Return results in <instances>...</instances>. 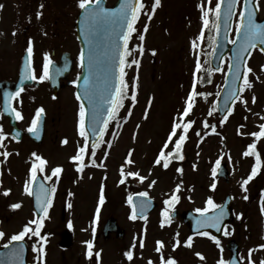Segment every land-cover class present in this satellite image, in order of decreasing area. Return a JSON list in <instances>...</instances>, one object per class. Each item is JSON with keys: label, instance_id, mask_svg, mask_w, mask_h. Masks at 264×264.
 Masks as SVG:
<instances>
[{"label": "rangeland", "instance_id": "rangeland-1", "mask_svg": "<svg viewBox=\"0 0 264 264\" xmlns=\"http://www.w3.org/2000/svg\"><path fill=\"white\" fill-rule=\"evenodd\" d=\"M109 1L112 3L113 0ZM142 2L145 8L141 10L139 19L134 25L136 32L132 36L130 47L132 55L128 57V61L139 60V65L133 64L124 69L126 72L124 79L128 86L127 94L123 97V106L118 110L116 120L112 122L104 138V148L100 154L103 158L105 154L107 157L100 161L101 155H98L96 164L98 167L95 166L93 170H87L85 174L74 179L63 178L61 180L52 212L45 217L43 222L44 232L49 235L46 239L45 253L47 264H81L82 259L85 264H92L93 262L86 260L83 255V245L91 240L99 243L95 245L93 251L96 254L100 253V248L104 247L107 241L118 242L123 246L130 243L129 246H132L133 243L138 242V239L142 240L146 237L151 238V243L155 238L162 240L163 243H171L174 238L184 239L188 236L189 229L183 224L181 214L187 210L207 209L206 202L210 196L214 197L215 203L216 201L223 202L228 194L233 196L235 219L229 224L226 231L229 234H225V238L221 241L222 245L235 239L246 248L252 239L261 238L264 218L257 209L259 205L256 199L264 189V164L258 176L253 177L245 186L247 191L241 187V182L249 176L254 165V156L252 158L244 155L248 145L255 143L261 156L264 149V137L256 138L251 135L253 132L260 131L259 126L264 124V68H262L264 55L259 51H253L249 58L247 67L253 69V72L248 74L252 87L245 88L241 92L242 100L236 102L233 113L223 123L217 124L220 133L214 138L207 136L199 147H196L198 137L193 134L189 135L186 139L189 141H186L188 144H186L185 151H190L191 157L185 158L188 162L184 166L182 163L184 169H181L182 171L174 169V156L167 157L170 168L165 169L155 161L161 151V145H164V137L169 136L174 122L187 123L197 113L199 116L196 115L197 118L194 119L196 129L201 130V134L206 131L207 119L210 123L214 122L215 117L213 118L212 113L211 115L209 113L216 107L219 91L229 68L230 55L224 60L219 72H212V76L207 81L209 84H202L199 92L204 95H199L198 106L193 105V111L191 110L187 116L181 118L180 113L186 107L189 94L193 91L198 92L196 91L197 79L210 76L207 69L196 68L197 62L201 66L205 63V58L209 56V50H212L213 45V39L212 45L207 41L210 29L204 27L202 10L198 5H203L204 9L208 7L214 9L215 3L220 0H161V5L156 8L151 20L148 19V14L151 13L154 0H142ZM242 2L243 0H240L236 11L230 44L240 25L239 13ZM257 2L260 16L264 17V0H257ZM12 12L17 14L15 8ZM209 16L213 14L210 13ZM145 24L148 25L146 32L144 31ZM201 30L204 32L202 40L198 39ZM138 33L145 36L143 42L139 40ZM193 40L196 41L195 48ZM140 43L143 44L144 49L142 54L136 48V45ZM15 48L13 41L12 49L8 54L14 55ZM153 50H155L154 53ZM134 78H138L135 81V87H133ZM133 91L136 94V101L131 99ZM68 92L71 90H66L64 96ZM253 96L256 98L255 102H253ZM150 99L151 104L149 105ZM71 100L72 110L74 111V107L77 110L76 113L74 112L76 119V114L79 115V105L76 98ZM243 101H246V104ZM71 130L72 137L80 136L76 122ZM111 138L113 139L111 148L106 151ZM176 139L177 136L168 142V151H173ZM192 146L195 147V151ZM53 158L59 159L54 156ZM191 158L193 160H189ZM129 159L132 163L127 162ZM217 160L220 163H227L229 182L227 183L224 177H218L217 187L211 191L214 189L211 185L216 184V176L211 175L212 164ZM121 169H123V174ZM128 172H137L139 175L128 176ZM124 176L130 178V183H120ZM141 176L144 177L143 180L140 179ZM26 179L13 182L4 181V185L0 188V201L4 198L5 202L0 203V216L3 217L6 241L14 233L22 231L25 225L31 228L33 226L30 223L35 219L31 199L29 195L27 200L23 186V183H27ZM103 185L107 189L108 201L100 209V193ZM177 185H179L178 191ZM10 188L14 192L9 191L8 195H5V190ZM133 191L147 192L158 202V207L144 221L147 223L145 230L143 222L131 218L133 214L126 195ZM176 191L179 193L176 194ZM173 195L179 197L173 202L178 216L168 228L163 229L157 221L158 218L162 219V210L166 206L165 201L172 202ZM245 196L248 199H244ZM16 203H21V206L16 209L11 208V205ZM63 203L67 207V219L72 223L73 246L68 251L61 250L57 246L58 233L63 226L60 224ZM98 208L99 212H97ZM93 211L96 212V219L99 221L97 228H94L92 223ZM110 217L116 218L120 226L126 230L123 240L114 238V235L107 241L103 239V226ZM26 239L29 241L28 237ZM192 243L195 244L188 249L179 247L176 253H173L167 248L165 252L178 257V264H190L192 261H198L197 258L204 260L203 264H214V254L212 250H209L207 241L195 237ZM210 244L213 246L212 243ZM167 245L170 247L171 244ZM103 252L105 264H129L119 257L120 249L114 244H107ZM141 252L142 249L137 246V253L142 255ZM196 253H201L203 258L198 257Z\"/></svg>", "mask_w": 264, "mask_h": 264}, {"label": "flooded vegetation", "instance_id": "flooded-vegetation-1", "mask_svg": "<svg viewBox=\"0 0 264 264\" xmlns=\"http://www.w3.org/2000/svg\"><path fill=\"white\" fill-rule=\"evenodd\" d=\"M107 1L110 4V1ZM0 5H2L0 7V125L3 126V131L7 134L6 138L0 142L3 145V147H0V153L4 151L10 153L6 158L0 154V188L4 185V181L10 180L13 182L27 178L31 194L25 192V196L28 200V196L30 195L33 215L35 220H39L37 218L38 214L34 209V195L39 194L43 196L41 194V185L44 187L45 185H49L51 187L53 185L51 182L58 179L52 175L53 168L57 166L62 167L63 170L59 174V177L62 179H74L93 168V156L90 147L83 154L82 164L81 161H72L70 159L77 154L78 149L84 144L82 141L83 137L81 138L78 135V137L76 135L72 137L71 127L75 122L76 127L78 126L79 115L76 114V119L74 118L77 110L74 107L73 111L70 104L72 98L77 99L75 93L76 83L73 84L72 81H77L82 72L80 58L82 45L77 37L81 8L79 7V0H0ZM41 5H43L42 8ZM13 8H15L17 14L12 12ZM38 12L41 13L39 17H37ZM29 40L33 43L32 66L36 76L38 77L42 74L44 53H49L52 60V64L49 66L50 78L44 81H40L39 79L33 80L32 83L23 86V91H20L19 96L13 95L9 99L7 94H14V83L18 82L22 67L27 59L26 49ZM13 41L16 48L14 55H9L8 52L12 49ZM51 71H53L52 74ZM56 80L59 86L58 92H55L51 87V82ZM66 90H71V92H68L64 96ZM77 103L80 107L78 99ZM8 105L16 109V111L21 112L23 119L17 120L14 112L10 109L6 110ZM41 106L45 112L38 129L39 136L37 138L36 135L28 132L27 129L31 125L36 109ZM65 138L67 139L66 144L62 143ZM99 146L96 147L97 150L95 149V155H99L102 151ZM33 152L47 161L43 171L37 170V178L35 180L31 179L30 169L33 163L38 164L39 161L35 157H32L31 154ZM53 156L59 159L55 160ZM77 165H81L83 170L78 171ZM46 176H52V179L47 180L45 179ZM25 185L23 183L24 188ZM9 190L13 191L12 188ZM262 197L259 193L256 202L262 201ZM0 203H5L4 198H1ZM19 204L21 205V203ZM258 205L259 208L257 209H259V212L264 213L261 210V205ZM66 213L67 207L63 203L60 215V224L63 226L61 227L62 230L58 233L57 242V246L61 250L63 249L60 242L64 231L71 228L69 224L72 226V223L67 219ZM2 220L3 217L0 216L1 224L3 223ZM43 228L42 224L40 236L44 237ZM0 230L4 233L0 239V247H4L9 241H6V232L1 225ZM112 235L115 236L114 238L120 240L125 238L117 237L113 233L107 237L103 234V239L107 241ZM40 236L31 237L29 241L26 240L29 248L28 260L30 264L44 263V253L41 254L37 251L40 245H43L44 248V242L40 239ZM150 239L148 237L142 240L138 239V242L133 243L132 246H129L130 243L127 246H123L118 242L107 241L104 247L107 244L116 245L120 249L119 257H122L124 262L129 264H161L162 256L164 260L173 258L176 264H178V257L174 254L166 253V249L168 248L170 252L176 253L179 247L190 248L185 243L188 237H184V239L174 238L171 243L164 242L163 247L158 252L156 250L158 240L155 238L151 243ZM222 240H219V243H217L218 239L213 240L211 238V242L207 243L209 250L213 251L214 264H218L221 259L228 262L234 252L241 264H261V261H264V248H260V245H264V221L261 238L252 239V242L246 248L240 242L231 243L230 246L229 242L235 239H231L227 244L223 243V245L221 244ZM177 241H179V244H177ZM91 242L93 253L95 245L99 243L93 240ZM167 244H171L170 247ZM194 244L191 243V245ZM173 245L177 246L174 248ZM83 246V255L86 260L93 262L92 264H105L103 257L104 247L100 248L99 257H96L94 253L89 257L87 255V244ZM137 246L142 249V255L137 253ZM128 251L133 253L132 260H129L125 255ZM197 259L198 261H192L190 264H203L204 260ZM81 264H85L83 259Z\"/></svg>", "mask_w": 264, "mask_h": 264}, {"label": "snow or ice", "instance_id": "snow-or-ice-1", "mask_svg": "<svg viewBox=\"0 0 264 264\" xmlns=\"http://www.w3.org/2000/svg\"><path fill=\"white\" fill-rule=\"evenodd\" d=\"M93 0H79V7L81 9L85 10V19L90 20V19H97L100 18L101 16H103V18L105 19H110L111 23L115 26L121 27V31L119 33H117L118 39L123 41V49L121 50L119 45H116L114 51H115V59L117 61V66L119 67V77H118V82L114 85V93L111 94V107L108 110V116L106 119L102 120V124L103 126H100L101 124V117H102V113L99 112V107L94 105V112H93V124H92V133L96 135L97 139H101L103 137L104 132L107 129V126L109 124V121L112 119H115L116 117V112L117 109L119 107L123 106V97L124 95H126V90H127V83L124 79L126 72L124 71L125 67H131V65L135 64V65H139V60L137 59H132L130 62L126 59L127 57H129L130 55H132V50L129 49L128 47V41L131 38V34L133 32H136V28L134 27L136 21L139 19L141 10H143L145 8L144 3L142 2V0H122V3L120 5V7L118 9H101L99 8V0H95V3L97 4V8H91L89 7V4L92 3ZM222 2L223 0H221V2H216L215 3V7L214 9L212 7H208L207 9H204L203 5H198L199 7H201L202 10V16H203V23H204V27H208L209 25V14L210 13H215V17L216 20L219 21L220 17H221V8H222ZM253 0H244L245 3V8L243 11H241L239 13L241 18H244L246 16L247 18V22L243 23L242 21V26H238L237 31L238 32H243V40L241 42L240 47L236 50V61L237 63L233 64L231 67L235 69L234 73H233V79H240L241 78V72H240V66H239V61L241 60V58L243 57V55L245 53H248L249 55H251L249 49L250 48H254L256 47V42L260 41L261 44H264V24H259L256 23L255 20L253 19L254 14H255V10L253 8H249L248 5L249 3H252ZM237 0H227V9L225 12V15L227 18H230L232 15V9L236 6ZM161 5V0H154V2L151 5V13L148 14V19L151 20L152 18V14L155 13V10L158 6ZM0 7H2V5H0ZM43 7V5H41V8ZM255 8H259V3L256 2L255 3ZM41 15V13H37V17H39ZM225 25H227V20L225 21ZM214 27H216L217 29L219 28V24L216 23L213 25ZM148 29V25L145 24L144 25V31L146 32ZM138 38L141 42L144 41L145 36L143 34L138 33ZM204 36V32L203 30H201L200 36L198 37V39H203ZM193 47H196V41L193 40ZM235 43V42H234ZM136 48L139 49L140 53H143V44L140 43L138 45H136ZM260 51L264 52V47L260 48ZM27 52V59L25 61V73H24V79H39L40 81H44L46 79H49V66L52 64V60L50 58L49 53H44V63H43V68H42V74L39 75L38 77L35 74V70L32 66V57H33V43L31 40L28 41V46L26 49ZM155 52V50H153V53ZM80 58H81V63H83L84 61V52L83 50L80 53ZM94 63V58L93 55L90 53L89 54V65L91 67V65ZM201 67L200 63L197 62L196 64V68L199 69ZM262 68H264V66H262ZM253 69L251 67H247V65L245 64V70L242 74V78H243V84L240 86L239 91H244L245 88H251L252 84L251 81L249 80V73H252ZM138 78H134V84L133 87H135V81ZM257 79H259V77H257ZM73 84L77 83V81H72ZM85 85H89V79L88 77H85ZM20 91H23V89H19L16 93H8V97L9 99H11V97L13 95L15 96H19ZM86 92L90 91L89 87H86L85 89ZM197 93H195V91L191 92L187 98L186 101V107H184L183 111L180 113V117H185L189 114V112L192 110L193 107V103L195 100V95ZM199 95H204L203 93H199ZM76 97L78 100H80V93L76 94ZM131 99L132 101H136V94L135 91L132 92L131 94ZM228 99H233L235 100H242V97L239 96L236 92L235 89H230L229 90V96ZM255 96H253V102H255ZM89 100L92 101L93 97L90 94L89 95ZM246 104V101H243ZM151 104V99L149 100V105ZM11 110L12 112L15 113V117L17 120L23 119V116L21 114V112L16 111V109L11 108L10 105L7 106L6 110ZM130 111V110H129ZM231 111V110H229ZM45 110L44 108L41 106L39 108L36 109L35 111V116L33 117L32 121H31V125L29 126V128L27 129L28 132L33 133L34 135L39 136V132L38 129L40 127V123L42 121L43 118V114H44ZM209 115H211V112L209 113ZM86 116H87V109L85 108L84 103L81 101L80 103V107H79V121H78V130H79V134L80 136L84 137V144L82 147H80L77 151V154L72 156L70 159L72 161H83V154L85 153L86 149L88 148V129L86 127ZM147 116V110L145 111V118ZM225 120H227V116L224 117L223 120H221V123H223ZM193 121L188 120L187 123H182V122H174L172 125V129L171 132L169 133V137H168V142H171L173 140V137L178 136V139H176L174 141L175 143V148L173 150V152H175L177 154V158L178 159H183L184 157L182 155H179L180 150L182 148V145L184 143V141L187 139V132L189 130V128L191 127ZM207 123H205V127H207ZM260 131L257 132H253L251 133L252 136L256 137V138H260V137H264V124H261L260 126ZM178 130H180L178 132ZM213 131H215V127L213 126ZM6 133L3 131V126L0 125V142H2L5 138H6ZM18 135V133H17ZM168 142L165 143L164 148L168 147ZM62 143H67V139L65 138ZM98 146L97 142H93L91 144V149H92V156H95V149ZM0 147H3L2 143H0ZM173 152H169L167 153V156H172ZM2 154L5 158L7 156L10 155V153H8L7 151H4ZM254 154L256 157V163L253 165L252 167V171L249 174V176L246 179H243L241 182V187L247 191V188L245 187L248 182L250 180H252V178L257 174V171L261 165V157L260 154L258 152H256V144L252 143L248 145V150L244 153V155H252ZM32 157H35L37 161H39V163H33L32 167L30 169V173H31V179L35 180L36 174H37V170L39 171H43L44 170V166L47 163V161L45 159H43L42 157L38 156L37 153L33 152ZM163 160L164 164L163 166L165 168L168 167V160L166 158V154L164 152L163 149H161L159 156L156 159V163L159 164L161 163V161ZM93 163H95V160L92 161ZM128 163H132L131 159H129L127 161ZM217 166H219L220 161L217 160L216 161ZM62 167L61 166H57L55 168L52 169V175L56 176L57 178H59V174L62 172ZM77 170L78 171H82L83 168L81 165H77ZM122 174H123V169H121ZM178 171H182L181 169H178ZM212 174L213 176L216 175V168L212 169ZM128 176H138L139 173L137 172H128L127 173ZM45 179L47 180H51L52 176H46ZM141 180L144 179V177H140ZM123 182V181H121ZM212 188H215L216 185L215 183H213L211 185ZM55 187L51 188V192L55 193ZM179 190V185H177V191ZM10 190H5L4 194L8 195ZM25 192H28L29 194H31V190L28 186V184L26 183L25 185ZM41 193L43 194V196L41 195H37L36 200H37V205L39 206V208L41 209V211L44 213V216L46 217L48 214V209L49 207H51L52 204V199L49 196V192L48 189H46L43 185H41ZM140 195H147V193H141ZM104 195L103 192H101L100 195V203L102 204L104 202ZM179 197L173 195L172 197V202L178 200ZM244 199H248L247 196L244 197ZM128 203L132 204V197L129 196L128 197ZM170 201L166 200L165 204H169L170 205ZM208 206L210 207H219L218 205H215L212 198L209 197L207 202ZM21 205L19 203L16 204H12L11 208L16 209L19 208ZM71 205H69L70 207ZM143 207V204H142ZM261 210L264 211V197H262V205H261ZM197 212H201L204 213L207 211V209H196ZM97 212H99V208L97 209ZM224 211L221 208V211L219 212L218 215L214 216V217H208V216H202V218H200L197 223L200 224L201 226L203 225H207V224H211L212 227L214 228H218L220 220L222 219L223 215H224ZM162 215L165 217L164 220L161 221V224L163 226L164 223H170V219H168V214H167V209L164 210V212L162 213ZM133 219H135V211L133 213L132 216ZM32 225H36V228L33 229L31 227H29V225H25L23 230L20 231L18 234H15L11 237V240L9 241V243H11L12 241H20L23 240L25 235L27 233L32 232L34 235L36 236H40V227H42L43 224V217H41L39 220H32L30 222ZM69 226L71 227V224H69ZM226 235L229 233H225ZM4 233L2 231H0V236H3ZM200 235L203 236H207L209 235V233L207 232H202L200 233ZM40 239L43 240L45 243L47 242L45 237L40 236ZM213 240H216V237H212ZM87 244L88 247V251H87V255L89 257H91L93 255L92 253V242L91 241H86L85 242ZM188 246H191L192 243V237L189 236L187 241L185 242ZM217 243H219V241H217ZM177 244H179V241H177ZM157 251L159 252L161 250V248L163 247V242L162 241H157ZM141 246H143V244H141ZM177 245H173V247L175 248ZM22 247V246H21ZM260 248H264V245H260ZM37 251L41 254L44 253V248L43 245H40L39 248H37ZM251 253V250H250ZM16 255H18V253H14ZM125 255L127 256V258L129 260L133 259V253L131 251H128L125 253ZM196 255L198 257H202L201 253H196ZM96 257H99V253H96ZM161 264H176V261L173 258H169L167 260H164L163 256L161 257ZM218 264H227L226 261H224L223 259H221ZM261 264H264V261H261Z\"/></svg>", "mask_w": 264, "mask_h": 264}, {"label": "water", "instance_id": "water-1", "mask_svg": "<svg viewBox=\"0 0 264 264\" xmlns=\"http://www.w3.org/2000/svg\"><path fill=\"white\" fill-rule=\"evenodd\" d=\"M238 2H239V0H237L236 6L232 9V15L230 18H227L225 15V12L227 9V0H223V2H222L221 17H220V20L218 22L219 28L216 30V42H215V47H214V50L212 53V58H211L212 66L215 69H219L221 67L222 61H223L225 55L228 53V50H229L228 39H229L230 31L232 28V22L234 19V14H235V10H236V7L238 5ZM121 3H122V0H119L113 9H118L120 7ZM255 3H256V0H253V2L249 3V5H248L249 8H253L255 10V14H254L253 19L255 20L256 23L264 24V19L263 20L259 19V12H258V9L255 8ZM244 8H245V3H244ZM244 8H243V10H244ZM226 20H227V25H225ZM100 22H103L104 26H103V29H100L101 32L99 33V35L102 32L104 33V35H103L104 37H106L107 35H108V37H111L112 35H114L115 46L119 45L121 50H122L123 49V41L119 40L118 36H117V33H119L121 31V27L113 25L111 23L110 19L104 18L103 21L100 20ZM246 22H247V18L245 16L243 18V23H246ZM103 40L105 41V39H103ZM242 40H243V32L241 31V32L237 33L236 42L231 48V50H232L231 66L233 64L237 63V61H236V50L240 47ZM256 45H257L256 47H260V48L264 47V44H261L260 41H257ZM254 48L249 49L250 53H251L252 49H254ZM111 52H112V50H111ZM248 57H249V54L245 53L243 55V57L241 58V60L239 61L240 72H241V78L240 79H233V73H234L235 69L230 67V70H229V73L227 75L224 88L220 94V100H219V113L222 116H226L228 114L230 108L232 107V105L234 103L233 99H228L229 90L235 89L237 94L239 95V92H240L239 89H240L241 82L243 79L242 74L245 70V63H246V60L248 59ZM103 69H105V73H104L105 79L104 80H107V90H105V93L99 92L96 89L95 85L93 84V80L95 77H97V74H98V66L92 65L88 70L85 69L84 75L81 78V80L77 86V88H78L77 93H80V99L84 103V105L86 106V109H87V119H89L88 120V128L91 131V133H92V130H91L90 126L92 127V124H93L94 105L98 106L99 112L102 113L100 126H103L102 120L106 119L108 116V110L111 107V103H110L111 94L114 93V85L118 82V77H119V67L117 65H115L114 63L109 64V65L105 64L103 66ZM85 77H88L89 85H85ZM100 80H101V78H100ZM86 87L90 88L89 92L85 91ZM90 94L93 97L92 101L89 100ZM93 135L96 136L95 134H93ZM228 201H229V211H227V212L224 211L225 214L223 215L222 219L220 220L218 227L223 226L224 224H226V222L228 220L232 219L231 209H230V206H231L230 199ZM139 204H143V207L141 206L139 208L142 214L147 213L149 211V208H151V204L146 203L145 201H141ZM202 216H205V215H200L199 219L202 218ZM211 217H213V214H211ZM192 218L190 217L188 219L191 227H193L192 226ZM208 229L214 230L216 228L212 227L210 224L203 225L200 228H198V230H208ZM106 230L114 231V230H119V229H118V226L116 225V222L112 221V222H110V224L108 225ZM70 243H71V235H70V233H66L64 235V238H63L61 244L64 246H69Z\"/></svg>", "mask_w": 264, "mask_h": 264}, {"label": "trees", "instance_id": "trees-1", "mask_svg": "<svg viewBox=\"0 0 264 264\" xmlns=\"http://www.w3.org/2000/svg\"><path fill=\"white\" fill-rule=\"evenodd\" d=\"M214 21H215V18H214ZM213 24H214V22H213Z\"/></svg>", "mask_w": 264, "mask_h": 264}]
</instances>
